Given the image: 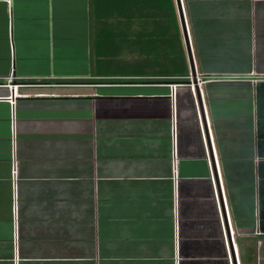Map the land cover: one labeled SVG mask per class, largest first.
<instances>
[{
    "label": "crops",
    "instance_id": "crops-1",
    "mask_svg": "<svg viewBox=\"0 0 264 264\" xmlns=\"http://www.w3.org/2000/svg\"><path fill=\"white\" fill-rule=\"evenodd\" d=\"M182 5L195 77L0 0V264H264V0Z\"/></svg>",
    "mask_w": 264,
    "mask_h": 264
},
{
    "label": "trees",
    "instance_id": "trees-1",
    "mask_svg": "<svg viewBox=\"0 0 264 264\" xmlns=\"http://www.w3.org/2000/svg\"><path fill=\"white\" fill-rule=\"evenodd\" d=\"M93 48L97 65L116 62L125 48L165 58L171 76L190 67L176 0H91Z\"/></svg>",
    "mask_w": 264,
    "mask_h": 264
},
{
    "label": "water",
    "instance_id": "water-1",
    "mask_svg": "<svg viewBox=\"0 0 264 264\" xmlns=\"http://www.w3.org/2000/svg\"><path fill=\"white\" fill-rule=\"evenodd\" d=\"M176 2H177L180 22H181L182 30L184 33L185 42H186L191 72H192L193 77H195L196 71H195V65H194V58H193L192 48H191V44H190L189 33H188V29H187V23H186V19H185L184 10H183L182 0H176ZM197 96L199 99L200 108H201V110H203L199 90H197ZM219 191H220V189H219ZM220 197H221V205L223 207L221 191H220Z\"/></svg>",
    "mask_w": 264,
    "mask_h": 264
},
{
    "label": "built area",
    "instance_id": "built-area-1",
    "mask_svg": "<svg viewBox=\"0 0 264 264\" xmlns=\"http://www.w3.org/2000/svg\"><path fill=\"white\" fill-rule=\"evenodd\" d=\"M205 82H206L205 79H199L198 80V84L199 85H201L202 83H205ZM188 84L191 85V87L195 89L194 83H188ZM178 85L179 84H172L173 94H175L176 88H177ZM12 172H13V179H14V181H16V176H17V173H18V164H17V161L16 160L14 161L13 168H12Z\"/></svg>",
    "mask_w": 264,
    "mask_h": 264
}]
</instances>
